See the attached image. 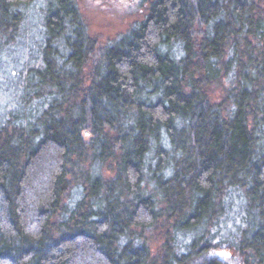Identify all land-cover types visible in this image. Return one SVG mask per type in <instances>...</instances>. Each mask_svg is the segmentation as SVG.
Returning a JSON list of instances; mask_svg holds the SVG:
<instances>
[{"label": "trees", "instance_id": "trees-1", "mask_svg": "<svg viewBox=\"0 0 264 264\" xmlns=\"http://www.w3.org/2000/svg\"><path fill=\"white\" fill-rule=\"evenodd\" d=\"M34 2L0 0V79ZM44 2L4 87L0 264H264V0H149L106 42Z\"/></svg>", "mask_w": 264, "mask_h": 264}, {"label": "rangeland", "instance_id": "rangeland-1", "mask_svg": "<svg viewBox=\"0 0 264 264\" xmlns=\"http://www.w3.org/2000/svg\"><path fill=\"white\" fill-rule=\"evenodd\" d=\"M85 18L89 33L100 41L106 42L124 33L130 25L140 20L149 0H76ZM44 0H35L28 11V18L23 29L22 42L14 45L10 51L9 62L5 63L3 77L0 79V111L10 102L4 87L11 86L14 74L23 68L26 59L38 55L40 35L42 34ZM10 81V82H9ZM3 87V88H2ZM232 216L225 219L223 232L234 230L241 218L242 199H234Z\"/></svg>", "mask_w": 264, "mask_h": 264}]
</instances>
